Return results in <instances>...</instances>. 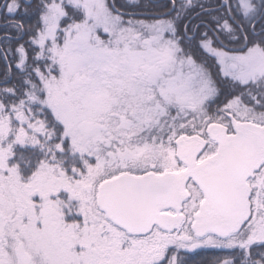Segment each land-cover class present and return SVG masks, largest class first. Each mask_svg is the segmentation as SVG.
I'll use <instances>...</instances> for the list:
<instances>
[{
	"label": "snow or ice",
	"instance_id": "1",
	"mask_svg": "<svg viewBox=\"0 0 264 264\" xmlns=\"http://www.w3.org/2000/svg\"><path fill=\"white\" fill-rule=\"evenodd\" d=\"M0 264H264V0H0Z\"/></svg>",
	"mask_w": 264,
	"mask_h": 264
}]
</instances>
